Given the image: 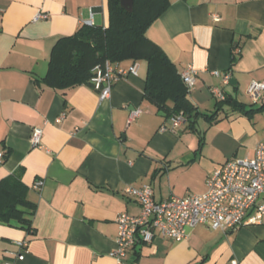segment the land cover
<instances>
[{
    "label": "crops",
    "instance_id": "obj_1",
    "mask_svg": "<svg viewBox=\"0 0 264 264\" xmlns=\"http://www.w3.org/2000/svg\"><path fill=\"white\" fill-rule=\"evenodd\" d=\"M38 12L47 18L33 20ZM88 20L108 25L107 0H0V149L8 151L0 180L22 167L34 205L33 233L0 222V263L116 264L109 252L117 215L140 212L127 186L150 185L155 201L202 194L212 170L252 156L264 142V93L253 102L246 92L252 80H264V0H169L149 25L145 36L178 73L187 65L198 71L188 93L193 123L163 131L168 117L143 98L145 62L137 61V74L120 78L102 100L90 83L55 89L36 82L55 42ZM213 71H228V83ZM211 87L233 103L218 107ZM133 109L140 113L130 120ZM35 126L43 129L42 148L30 142ZM38 179L43 186L35 190ZM19 251L21 260L12 254ZM123 262L264 264V218L227 232L199 224L179 241L155 233Z\"/></svg>",
    "mask_w": 264,
    "mask_h": 264
},
{
    "label": "built area",
    "instance_id": "obj_2",
    "mask_svg": "<svg viewBox=\"0 0 264 264\" xmlns=\"http://www.w3.org/2000/svg\"><path fill=\"white\" fill-rule=\"evenodd\" d=\"M47 16V13L38 12L33 20ZM212 17L214 20L219 19L217 15ZM86 25H92L91 20L86 21ZM137 71V62L122 67L119 62L106 60L92 68L89 82L97 91L99 99H107L115 82L128 74L135 75ZM212 73L220 76L224 84L228 83V71ZM197 74L198 71L192 65H187L180 73L188 91L191 90ZM210 91L217 101H224L227 97L219 87H211ZM246 92L251 100L256 102L264 93V80H252ZM139 113V109L131 110L130 120ZM167 121L160 126L161 131L175 129L185 121V117L179 112L168 117ZM42 134L41 127L32 128V146L42 148ZM2 159L3 151L0 149V162ZM42 186L41 179L32 184L35 190H40ZM206 186L207 189L202 194L171 196L163 201L154 200L153 190L148 184L139 188L127 186L124 193L136 199L140 212L137 215L124 212L117 215L115 247L109 252V256L116 264H124L125 254L138 244L150 243L155 233L162 238L179 241L186 236L189 228L199 224L227 232L241 226L261 223L264 218V142L255 146L252 156L228 160L212 170L207 176ZM16 244L20 249L26 246L24 241H17ZM12 254L17 260L23 258L20 251ZM0 264H13V261L5 260Z\"/></svg>",
    "mask_w": 264,
    "mask_h": 264
},
{
    "label": "trees",
    "instance_id": "obj_3",
    "mask_svg": "<svg viewBox=\"0 0 264 264\" xmlns=\"http://www.w3.org/2000/svg\"><path fill=\"white\" fill-rule=\"evenodd\" d=\"M168 6L169 0H132V11L128 12L119 0H107L108 25L84 24L72 35L60 37L51 49L46 74L36 82L66 89L90 83L92 68L106 60H142L146 63L143 98L166 117L182 112L193 123L196 107L188 98L189 91L180 73L163 50L145 36L149 25ZM222 103L233 101L227 96L216 105L220 107ZM7 154L8 151L3 158ZM22 173L23 168L19 167L0 180V222L33 233L34 205L26 197L28 188L22 181Z\"/></svg>",
    "mask_w": 264,
    "mask_h": 264
},
{
    "label": "water",
    "instance_id": "obj_4",
    "mask_svg": "<svg viewBox=\"0 0 264 264\" xmlns=\"http://www.w3.org/2000/svg\"><path fill=\"white\" fill-rule=\"evenodd\" d=\"M119 4L124 10L132 11V0H119Z\"/></svg>",
    "mask_w": 264,
    "mask_h": 264
},
{
    "label": "rangeland",
    "instance_id": "obj_5",
    "mask_svg": "<svg viewBox=\"0 0 264 264\" xmlns=\"http://www.w3.org/2000/svg\"><path fill=\"white\" fill-rule=\"evenodd\" d=\"M141 63H143L144 61L140 60Z\"/></svg>",
    "mask_w": 264,
    "mask_h": 264
}]
</instances>
